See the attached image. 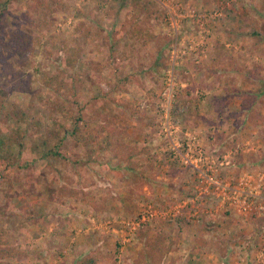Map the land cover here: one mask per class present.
Masks as SVG:
<instances>
[{
  "label": "rangeland",
  "instance_id": "1",
  "mask_svg": "<svg viewBox=\"0 0 264 264\" xmlns=\"http://www.w3.org/2000/svg\"><path fill=\"white\" fill-rule=\"evenodd\" d=\"M60 1L61 6L53 4L47 13L30 9L33 0H0V38L10 39L16 31L32 36L29 56L0 53V231L5 249L15 253L3 263L35 264L32 257L45 264L44 254H28L23 230L41 218L39 202L50 196L82 200L97 209L111 201L110 217L93 221L97 231L115 230L109 236L113 251L103 264H123L116 257L123 255L119 250L134 235L148 254L141 253L130 264H183L171 256L178 239L171 231L172 221L197 222L206 214L224 217L219 226L213 223L207 230L219 232L222 248L233 253L223 257L224 264H264V183L256 188L262 198L249 197L252 205L246 214L219 198L210 208H201L197 202L208 201L213 187L182 165L171 149L172 144L183 145L186 135L195 138L196 151L215 162L213 177L231 186H237L245 173L264 175V108L256 110L257 104H264V49L249 51L235 43L237 37H264V0ZM238 52L244 69L259 79L254 88L262 93L251 98L245 94L253 107L234 116L230 110L222 113L223 104L233 103L241 87L255 82L241 76L232 80L242 70L234 60ZM219 56L222 63L213 64ZM65 61L74 67H63ZM53 76L57 79L49 87L46 79ZM219 82L235 83L234 93L223 94L220 112L208 111L213 106L209 91H218ZM198 105L207 108L201 116L208 125L203 131L216 132L207 129L228 123V118L246 117L243 134L257 140L229 143L219 156L208 151L200 128L188 124L195 120ZM179 150L185 152L183 146ZM242 158L255 159L257 165L241 168L231 178L228 168ZM88 162L95 166L89 168ZM174 168L196 182L200 199L193 210L182 194L171 205ZM259 184L256 179L254 185ZM141 216L145 221L136 230L121 227V222ZM147 228H153L149 237ZM133 248H127L128 256L135 255ZM233 248L240 254L234 255ZM145 256L150 261L142 263Z\"/></svg>",
  "mask_w": 264,
  "mask_h": 264
},
{
  "label": "crops",
  "instance_id": "2",
  "mask_svg": "<svg viewBox=\"0 0 264 264\" xmlns=\"http://www.w3.org/2000/svg\"><path fill=\"white\" fill-rule=\"evenodd\" d=\"M254 30L255 29H252V31ZM235 43H237L236 45H238L239 48H247L249 51L250 49H256L258 47L264 49V37L260 39H242L240 37H237ZM239 54V52L238 55L236 54L237 57L235 56L234 60H237L238 62L237 69L239 70V68H241L242 70H240L237 75L231 76L232 80L236 81L235 77L238 76H241V78L251 79L252 81L259 80L256 76L253 79L251 75V70V72H249V70L246 71L244 69L243 65L245 64V62L241 61ZM262 63H264V58L262 60ZM262 65L264 66V64ZM246 73L248 74L246 75ZM250 83L251 85H249ZM250 83H247L249 86H245V88L241 87V92H238L237 95H234L237 99L233 97V103L229 102V104H223V107L221 109V101L219 100H224L223 94H229L230 92L234 93V90L232 88L236 85L235 83L232 84V82L227 83L226 85L225 83L222 84L221 82H219V85L221 84V86L219 87L218 91L216 89H213L214 91H212V89L209 91V94L211 93V97L208 98V100L210 99V102L213 106L211 108L209 107L208 111L216 110L217 112H220L221 109L223 113L226 110H230L232 112V115L235 114L234 116H237L236 114H239L241 110H249L253 104V100L249 102L246 99L245 94L247 97L251 98V96L256 95L257 97L262 93V90H260V88H254L256 85V81ZM215 91H217L218 93L214 94ZM206 93L208 92L206 91ZM257 105L259 107L255 109H260L259 111H262L264 108V104L259 103ZM191 110L194 109L192 108ZM206 110L207 108H205L203 105H198L195 111V120L190 119L188 124L189 126H192L194 128H200V130L202 131L201 142L204 145L205 149H208V151L213 153H216L215 151H217V155L219 156V152H223L224 150L225 152H227L229 143L232 144L234 142L236 144H243L246 140L251 142L250 138H253L255 141L256 138L247 137L243 134L244 130L242 128H248L245 121L246 117L239 118L238 116L237 120L235 119V121L231 120V118H228L226 119L228 123H225L224 125H222V123L221 125H219L220 122H217L216 124L209 126V128L207 129L209 130L211 127L216 128V132L213 131L212 133H210L208 131H203L202 128L208 126L207 122H204L201 119V116L205 115ZM218 118L219 117H217V119ZM232 125H234L235 128L233 127L232 129H228L227 126L230 127ZM229 131H231V134H229ZM234 146L235 145L231 147ZM103 159H105L104 156ZM233 164L236 165L235 162ZM237 164V166H231L228 168L229 171H227V173L230 175L231 178H235L241 168H252L257 165L255 159L246 161L244 158L240 159ZM97 165H99V163ZM88 166L89 168H91L95 165H91L88 162ZM243 172L244 169L240 172V175ZM219 173L221 174V176H224L225 168L219 169ZM172 177L173 178H171V182L173 183V187H171V205H173V203L177 200V195L182 194V197L184 196L186 198L188 208L190 210H193V203L200 199V196L195 192L196 182L194 181L193 176L191 177L185 172L174 168L172 171ZM256 195L262 198V195H260L257 191ZM207 197H209L208 201L201 199L197 202V205H200L201 208H203L204 206L210 208V204L218 200L217 194L214 192V190L211 191L210 196ZM39 203L40 206L38 208L43 212L41 218L37 221L31 222V225L29 226L27 224L24 227L25 230H23V235L26 241L25 244L28 243L26 247L29 250V255L35 256V252L39 254H44L45 261L47 262V264H82L80 260H83L84 258L93 259L94 262L92 264H103L110 259L109 257L107 258V256H110V254L108 253H110L112 250L110 246L111 239L109 238V236L113 235L110 234V232L112 231L113 233L115 232V230L113 229L109 231V229H104L101 231H97L94 228L95 226L93 224V221L94 223H96L98 217H110L112 210L111 201H109L108 204H103L102 206L97 204L98 209L96 208V205L86 204L82 200H62L50 196H48L44 201H41ZM215 207L216 205L212 207L211 210H213ZM32 210L33 207L31 208V211ZM211 210L209 211L211 212ZM85 213H88V216L86 215L87 217H85ZM211 216H213V218L215 217V219L213 220ZM220 217H222V214L219 216V218L211 214H206L204 216L202 215V217L199 216L197 222H189L187 221L188 219L186 220L185 218L176 219L172 221L173 223L171 224V231H175V236L177 234L178 238L177 240H174L175 245L171 247V256H175L174 260L177 262L178 260L182 261L183 264H224L225 258L223 257L230 256L233 253L230 252V248H227L228 250L222 248V237L217 234L219 232H216L215 234L214 232L210 233L207 231L210 227L213 226V223L219 226V224L221 223L220 221L224 219V217ZM193 228L194 230L196 229L195 233L192 232ZM152 229L153 228H147L148 237L150 236ZM35 236L37 237L35 238ZM114 236L116 239H118L116 235ZM128 247H134V256H128ZM119 251L123 255H119L118 257H116V259H120L123 264H130V262L134 263L141 256V253H144V255L148 254V252H146L145 245L141 241H139L138 236L135 235L131 237L128 244L122 246ZM232 251L234 252V255L240 254V252H238V254L235 251V248H233ZM251 254L252 256L256 255L255 251H253ZM30 258L31 263L38 264L37 262L39 259H35L32 257ZM148 260L150 261L149 257H142V263L143 261L146 263V261ZM23 263H28V260Z\"/></svg>",
  "mask_w": 264,
  "mask_h": 264
},
{
  "label": "built area",
  "instance_id": "3",
  "mask_svg": "<svg viewBox=\"0 0 264 264\" xmlns=\"http://www.w3.org/2000/svg\"><path fill=\"white\" fill-rule=\"evenodd\" d=\"M185 140L186 141L183 145H171V149L173 150L174 154L179 156L180 163L185 167L191 168L192 171L197 174V177L203 181L208 188L213 187V190L220 199V202L223 204L225 203L228 207L236 209L241 215L246 214L252 205V202L248 199L249 197L256 195L255 189L259 188L261 183H264V175L257 174L255 178L253 175L245 173L239 179L237 186H231L229 183L213 177L212 173L215 172L213 165H215V162L196 151V147L192 146L195 138H190L188 135H186ZM181 146L185 148V152L183 153H181L179 150ZM256 179L260 183L258 186L254 185ZM175 213H178L177 209L175 210ZM148 217H151V215ZM145 218L146 216H141L137 221H123L121 222L123 224L121 227L126 228L128 231L136 230L140 224L145 221ZM120 232L122 231L120 230Z\"/></svg>",
  "mask_w": 264,
  "mask_h": 264
},
{
  "label": "trees",
  "instance_id": "4",
  "mask_svg": "<svg viewBox=\"0 0 264 264\" xmlns=\"http://www.w3.org/2000/svg\"><path fill=\"white\" fill-rule=\"evenodd\" d=\"M120 1V0H118ZM53 4H56L58 6L62 5V2L60 0H33V3L29 6L30 9L32 8H36L38 10H41L42 12L47 11V13L51 12V6ZM133 30L136 31V28H134ZM133 32V35L136 34V32ZM242 36V34H241ZM250 36V35H249ZM251 36H256V34H252ZM242 39L243 36H242ZM0 42H2V44L0 45V53H4V54H12L14 56H16L17 58H24L26 56L30 55V51L32 49V36L31 35H27L22 31H16L15 34H13V36L10 39H6L5 37L0 38ZM220 50H223L222 48ZM223 58L225 59V56L223 55ZM66 62V61H65ZM217 63H222V60L220 58V56L217 59H214L213 64H217ZM63 67H70L73 68V62H66L63 63ZM211 73H213V71H211ZM209 76V74L207 75ZM56 77H50L48 79H46V85H48L49 87L52 86V82L56 81ZM62 86V85H60ZM75 87L71 86V94L75 95ZM0 94H3V91L0 90ZM75 103V102H74ZM111 143V137H108V148H111L110 145H112ZM55 156H57L58 158H63L62 155L55 153ZM64 159V158H63ZM4 232L0 231V264H4L3 260L7 259L9 257L13 258L15 253L13 249H5V245L6 243L4 242ZM88 259V260H87ZM86 261L83 264H92L94 262L93 259H89L87 258Z\"/></svg>",
  "mask_w": 264,
  "mask_h": 264
}]
</instances>
